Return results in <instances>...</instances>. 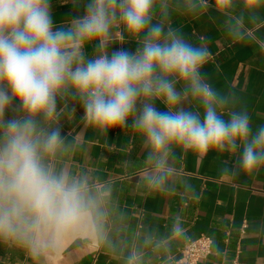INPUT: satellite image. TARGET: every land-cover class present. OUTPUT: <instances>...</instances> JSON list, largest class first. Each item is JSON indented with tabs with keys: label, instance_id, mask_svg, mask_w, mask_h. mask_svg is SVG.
Instances as JSON below:
<instances>
[{
	"label": "clouds",
	"instance_id": "clouds-1",
	"mask_svg": "<svg viewBox=\"0 0 264 264\" xmlns=\"http://www.w3.org/2000/svg\"><path fill=\"white\" fill-rule=\"evenodd\" d=\"M208 2L0 0V244L54 264L69 240L106 241L110 190L71 164L84 129L133 132L153 192L169 190L177 149L235 158L224 175L264 169V123L253 129L240 92L212 83L206 43L171 23L173 11L197 16ZM68 3L75 11L56 18ZM214 7L235 42L264 24V0ZM73 123L82 128L70 139ZM172 231L183 234L178 221ZM140 259L133 251L127 264Z\"/></svg>",
	"mask_w": 264,
	"mask_h": 264
},
{
	"label": "crops",
	"instance_id": "crops-1",
	"mask_svg": "<svg viewBox=\"0 0 264 264\" xmlns=\"http://www.w3.org/2000/svg\"><path fill=\"white\" fill-rule=\"evenodd\" d=\"M69 11H75L71 3L55 6L56 18ZM224 19L214 0L197 16L181 11L170 16L172 25L194 43H206L210 52L206 71L212 83L240 92L255 130L264 123V24L250 33L251 40L235 42L224 34ZM81 128L73 123L70 139ZM81 139L83 145L71 164L98 187L110 190L107 239L69 240L67 251L54 264H127L133 251L139 253L140 264H174L183 248L200 236L214 242L212 254L200 264H230L237 256L240 264H264V169L253 177L224 175L222 169L232 168L235 158L215 153L197 158L177 149L170 162L174 179L169 190L153 192L142 181L146 149L133 132L117 129L101 137L84 129ZM177 221L183 229L180 236L172 231ZM245 221L248 228L242 235ZM0 264L33 260L0 244Z\"/></svg>",
	"mask_w": 264,
	"mask_h": 264
},
{
	"label": "built area",
	"instance_id": "built-area-1",
	"mask_svg": "<svg viewBox=\"0 0 264 264\" xmlns=\"http://www.w3.org/2000/svg\"><path fill=\"white\" fill-rule=\"evenodd\" d=\"M248 228L247 221L244 222L241 228V234L244 235ZM213 240L207 236H200L199 238L189 242L182 250L179 259L174 264H200L203 260L208 258L213 252ZM230 264H240L237 256Z\"/></svg>",
	"mask_w": 264,
	"mask_h": 264
}]
</instances>
